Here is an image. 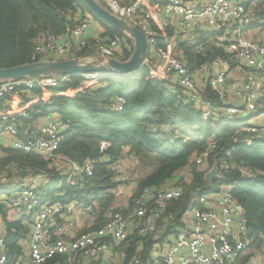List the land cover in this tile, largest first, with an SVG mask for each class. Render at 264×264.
Returning a JSON list of instances; mask_svg holds the SVG:
<instances>
[{
  "label": "built area",
  "instance_id": "1",
  "mask_svg": "<svg viewBox=\"0 0 264 264\" xmlns=\"http://www.w3.org/2000/svg\"><path fill=\"white\" fill-rule=\"evenodd\" d=\"M114 15L122 17L140 30L146 40L143 64H151L158 75L177 85L186 100L201 108L202 117L218 122H235L242 143L264 140V31L253 28L252 7L242 0H100ZM99 24L90 17L79 18L63 34L43 33L36 40L31 62L58 60L78 54L108 56L126 59L132 47L121 33L105 38L101 33L88 30ZM157 28H171L177 37L210 34L212 50L220 55L192 68L176 49L157 46ZM255 34H251L254 32ZM193 36V37H194ZM197 50V49H196ZM156 54L162 69L152 60ZM102 72L73 73L31 80L0 83V134L11 137L13 149L39 154L51 164H66L67 184L78 185L84 176H91L94 162L79 163L56 151L66 124L57 113L39 117L19 132L20 118L28 116L26 105L19 94L25 90L53 88L78 75L84 81L95 80ZM208 87L220 104L207 100L202 90ZM14 101L20 104L14 106ZM124 100L117 96L111 109L120 111ZM109 143L99 142L103 152ZM214 142L207 150L194 155L190 161L198 167L206 166ZM131 163H137L133 154L124 148L122 155L108 164L111 174L113 203L103 211L99 224L98 204L76 198L62 202L46 198V186L23 179L21 167L9 162L0 167V214L3 208L4 225L0 227V264H62L49 262L55 256H64L71 264L75 260L94 264H117L115 248L136 234L155 240L143 259L142 245L129 264H264V237L254 240L249 236L241 205L233 198L231 186L223 185L218 191L196 195L178 221L166 213L172 200L184 194L189 181V169L180 170L161 185L146 186L138 193L129 189L134 172ZM243 178L252 180L253 168L239 166ZM26 174H29L26 173ZM46 176L45 174H41ZM61 194V193H60ZM59 194H56V196ZM121 199L116 204V199ZM1 205L4 207L2 208ZM101 210V209H100ZM84 220L76 227L77 219ZM20 222L27 226L23 239L16 244L20 252L10 257L6 245V222ZM167 238L168 241H165ZM165 241V242H164Z\"/></svg>",
  "mask_w": 264,
  "mask_h": 264
},
{
  "label": "trees",
  "instance_id": "2",
  "mask_svg": "<svg viewBox=\"0 0 264 264\" xmlns=\"http://www.w3.org/2000/svg\"><path fill=\"white\" fill-rule=\"evenodd\" d=\"M242 1L247 7L254 3L255 19L251 27H260L264 31V0ZM85 15L100 24L107 35L120 34L94 14L84 0H0V67L31 62L38 37L46 32L63 34ZM157 33L162 35L157 36V46L177 50L178 45L191 69L220 55L216 48L215 51L196 52V44L176 43L175 38L174 42L171 41L177 33L174 29L157 28ZM200 37L206 40L210 36L202 34ZM129 54L125 53L127 57ZM202 94L208 101L220 104L216 93L208 87L202 90ZM19 95L28 112L27 117L17 121L19 132L37 118L57 113L66 129L56 152L79 163L94 162L91 176H84L78 185L69 186L67 176L59 180V165L49 163L41 155L24 153L11 146L0 148V167L14 162L21 167V174H49L48 195L52 196V191L62 194L53 197L55 200L66 202L74 194L84 202L95 200L101 209L97 213L101 224L103 211L113 203L111 190L114 184L108 164L117 160L126 148L134 155L140 170L134 194L146 186L161 185L180 170L189 168V181L184 184L183 196L170 201L165 213H172L173 220L180 219L194 196L207 195L228 185L233 198L243 209L249 236L254 240L264 237V140H256L250 145L238 144V124L230 121L213 123L203 118L201 108L189 103L181 88L160 77L153 65L143 64L138 70L125 74L102 72L97 79L89 81L72 75L56 87H34ZM117 96L124 100L120 111L109 108ZM3 103L0 101V111L4 110ZM19 104L20 101L13 103L14 106ZM102 140L109 146L100 152L99 142ZM210 142H214L215 147L207 163L209 166L218 165L219 177L207 181L208 167H198L190 159L206 151ZM239 166L253 168L256 176L252 180L243 178L237 171ZM5 230L6 245L10 257H13L21 250L16 242L24 238L27 230L20 222L8 221ZM154 241L151 236H130L116 247L122 253L119 264H129L140 245L143 247L142 257L146 259ZM53 261L65 264L61 255L49 260ZM71 264L94 263L75 260Z\"/></svg>",
  "mask_w": 264,
  "mask_h": 264
},
{
  "label": "water",
  "instance_id": "3",
  "mask_svg": "<svg viewBox=\"0 0 264 264\" xmlns=\"http://www.w3.org/2000/svg\"><path fill=\"white\" fill-rule=\"evenodd\" d=\"M88 8L107 24L124 35L131 44L132 51L126 59L117 60L108 56L76 55L58 60H38L10 67H0V83L21 79L31 80L42 77H55L73 73L115 72L130 73L141 67V59L146 53V40L143 33L126 19L114 15L100 0H84ZM60 16L63 13L59 12ZM244 134L236 138L242 143ZM219 177V167L215 163L205 173V179L212 181Z\"/></svg>",
  "mask_w": 264,
  "mask_h": 264
},
{
  "label": "crops",
  "instance_id": "4",
  "mask_svg": "<svg viewBox=\"0 0 264 264\" xmlns=\"http://www.w3.org/2000/svg\"><path fill=\"white\" fill-rule=\"evenodd\" d=\"M84 17H90V16L89 15H85ZM80 18H82V17L80 16ZM88 31L91 32L92 34L93 33H96V32H99L105 38H107L109 36V35H107L105 33V30L103 29V27L100 24H99V27L98 28H91ZM251 34H255V31L254 32H251ZM177 35L178 34L176 33V36L174 35L173 38L171 39V41H173V39L175 38L176 43L180 42V43H187V44H190V45H195L196 44L195 47H194V49H197L196 52H201V51H204V50H207V51H211L212 50V46H208L206 44L209 40L210 41H212V40L211 39H208V38L206 40L204 38H201L200 35H202V34H200V32H198V35H196V36H194L193 34H190L185 39L184 38L183 39H180L179 37H177ZM209 36L212 37L210 34H208V37ZM202 41H205V42L204 43H198V42H202ZM177 50H178V52H181L183 54V51L178 47V45H177ZM152 60H153V63H155L159 68L162 69L163 61L156 54H152ZM5 136H7V135L5 134ZM9 145H10V141H9V143L7 142L6 145H4V146H0V148H5V147H7ZM1 155L2 154H0V156ZM134 165H136V167L138 168L137 163H131V165H130L131 170H134L133 169V166ZM187 169H189V168L187 167ZM57 170L60 173L59 180H64V178H66V176H67L68 166L66 164H60L57 167ZM41 174H45L46 176H42ZM23 179H27L28 181H34L40 187H43V185H45L46 186L45 195H46L47 198L54 199V198H56L55 197L56 194H59L60 195V191L59 192L52 191L53 195L52 196L51 195H48L50 175L47 174V173H37V174L34 173L33 174V173L29 172V174H25L24 175ZM136 182H137V177L135 179L133 178L131 180V182L129 184V189L131 191H135ZM1 207L3 208L4 206L1 205ZM0 216H1V214H0ZM83 222H84V220L78 218L77 219L76 227H80V225L83 224ZM3 225H4V219H3ZM25 227L27 228V226H25ZM115 251L118 254V263H119L120 260L122 259V253L118 252L116 248H115ZM65 264H68V263L65 261Z\"/></svg>",
  "mask_w": 264,
  "mask_h": 264
},
{
  "label": "rangeland",
  "instance_id": "5",
  "mask_svg": "<svg viewBox=\"0 0 264 264\" xmlns=\"http://www.w3.org/2000/svg\"><path fill=\"white\" fill-rule=\"evenodd\" d=\"M208 46H212V41H208L207 43H206ZM10 136H5V134H0V146H4V145H6V143L8 142L9 143V141H10ZM131 165V164H130ZM133 172H134V174H132L134 177V179L136 178V177H138L139 175H140V170L136 167V165H134L133 166ZM122 202V200L119 198V199H116L115 200V203L116 204H120ZM98 204V203H97ZM98 208H99V210H100V206L98 205ZM4 209L5 208H3L1 211L2 212H4ZM1 212V216H0V227L3 225V219H2V217H3V213ZM165 241H168L167 240V238H165ZM164 241V242H165ZM118 252H120L119 250H118ZM121 261V260H120ZM120 263V262H119ZM118 263V264H119Z\"/></svg>",
  "mask_w": 264,
  "mask_h": 264
}]
</instances>
